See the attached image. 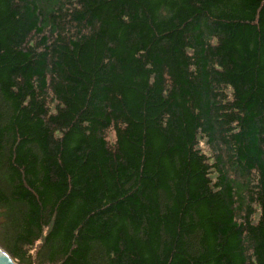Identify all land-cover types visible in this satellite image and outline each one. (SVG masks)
I'll return each mask as SVG.
<instances>
[{
  "label": "trees",
  "instance_id": "obj_1",
  "mask_svg": "<svg viewBox=\"0 0 264 264\" xmlns=\"http://www.w3.org/2000/svg\"><path fill=\"white\" fill-rule=\"evenodd\" d=\"M0 248L264 264V0H0Z\"/></svg>",
  "mask_w": 264,
  "mask_h": 264
},
{
  "label": "water",
  "instance_id": "obj_2",
  "mask_svg": "<svg viewBox=\"0 0 264 264\" xmlns=\"http://www.w3.org/2000/svg\"><path fill=\"white\" fill-rule=\"evenodd\" d=\"M0 264H14L11 258L0 249Z\"/></svg>",
  "mask_w": 264,
  "mask_h": 264
},
{
  "label": "bare ground",
  "instance_id": "obj_3",
  "mask_svg": "<svg viewBox=\"0 0 264 264\" xmlns=\"http://www.w3.org/2000/svg\"><path fill=\"white\" fill-rule=\"evenodd\" d=\"M2 250V249H1ZM3 251V250H2ZM4 252V251H3ZM5 253V252H4ZM12 260V259H11ZM13 262V261H12ZM14 263V262H13Z\"/></svg>",
  "mask_w": 264,
  "mask_h": 264
},
{
  "label": "rangeland",
  "instance_id": "obj_4",
  "mask_svg": "<svg viewBox=\"0 0 264 264\" xmlns=\"http://www.w3.org/2000/svg\"><path fill=\"white\" fill-rule=\"evenodd\" d=\"M1 249V248H0Z\"/></svg>",
  "mask_w": 264,
  "mask_h": 264
}]
</instances>
